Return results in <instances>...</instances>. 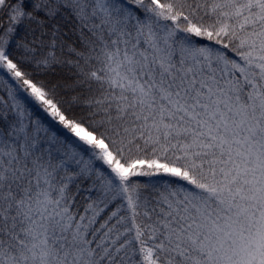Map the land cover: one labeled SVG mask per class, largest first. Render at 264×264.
<instances>
[{
    "label": "snow or ice",
    "instance_id": "6c2138e0",
    "mask_svg": "<svg viewBox=\"0 0 264 264\" xmlns=\"http://www.w3.org/2000/svg\"><path fill=\"white\" fill-rule=\"evenodd\" d=\"M0 264H264V0H0Z\"/></svg>",
    "mask_w": 264,
    "mask_h": 264
}]
</instances>
